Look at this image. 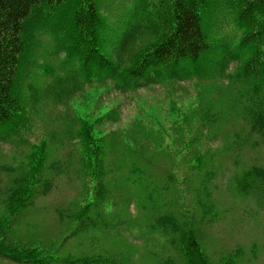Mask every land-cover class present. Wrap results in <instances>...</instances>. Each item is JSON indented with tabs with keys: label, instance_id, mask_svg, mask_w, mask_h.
Returning <instances> with one entry per match:
<instances>
[{
	"label": "rangeland",
	"instance_id": "1",
	"mask_svg": "<svg viewBox=\"0 0 264 264\" xmlns=\"http://www.w3.org/2000/svg\"><path fill=\"white\" fill-rule=\"evenodd\" d=\"M103 1L101 13L111 35L118 36L132 1ZM212 1L215 9L203 21L211 48L203 68L208 71L215 56L226 61L220 65L223 73L135 90L119 89L109 80L85 82L61 103L38 105L20 134L0 141V224L9 218L3 236L7 244L35 248L48 264H186L156 228L158 216L170 213L196 232L210 264H264V205L238 188L245 169L264 167V143L248 132L236 98L241 83L234 75L248 54L231 61L226 57L228 50L241 49L243 28L237 21L246 2ZM147 38L150 33L140 35L135 45ZM42 41L33 78L37 87L50 82L40 74L42 67L61 73L62 53L46 54L48 37ZM110 110L116 117L95 122ZM78 119L103 138L98 143L101 166L94 155L89 166L83 156L80 160ZM41 142L46 143L45 167L56 163L45 169L50 187L32 191L24 208L9 211L7 188L19 175V165L27 167L31 145ZM99 169L104 187L95 196ZM88 202L95 205L79 215ZM0 264L31 263L0 254Z\"/></svg>",
	"mask_w": 264,
	"mask_h": 264
},
{
	"label": "trees",
	"instance_id": "2",
	"mask_svg": "<svg viewBox=\"0 0 264 264\" xmlns=\"http://www.w3.org/2000/svg\"><path fill=\"white\" fill-rule=\"evenodd\" d=\"M131 1V8L125 10L129 12L127 25L115 36L111 35L110 25L101 13L103 0H0V141L20 134L27 127L29 113L39 111L38 105L47 100L61 103L85 82L109 80L119 89L135 90L154 83L170 84L194 75L206 77L224 72L220 65L226 61L215 56L211 60V68L215 71L203 68L206 54L211 51L203 21L214 11L216 2ZM242 1L246 4L237 21L243 28L241 49L228 50L225 56L231 61L248 54L234 75L241 83L236 98L248 132L258 135L264 143V0ZM112 27L116 26L112 24ZM149 33L147 41L135 45L140 35ZM44 36L49 40L46 54L62 53L61 73L57 74L49 65L42 67L40 74L49 77L50 82L37 87L33 78L38 76L39 47ZM113 114L110 110L95 122L116 117ZM78 120L80 124L75 135L83 146L80 160L82 162L83 156L84 164L89 166L94 155L96 165L101 166L102 149L98 143L103 138L92 135V125L86 120ZM114 135L112 132V140L116 139ZM67 136H73L71 127ZM45 149V142L32 144L27 167L19 165V175L7 188L9 211L24 208L31 201L32 191L41 187L49 189L45 169L55 168L56 163L45 167ZM101 171L94 173L95 196L102 194L104 187ZM238 188L264 205V167L245 169L239 175ZM92 205L95 202L82 204L79 215L89 211ZM7 219L0 224V254L16 262L48 264L35 248L22 249L6 243L3 236L9 223ZM181 219L163 213L156 219V228L168 236L184 263L210 264L199 247L196 232L186 227Z\"/></svg>",
	"mask_w": 264,
	"mask_h": 264
}]
</instances>
